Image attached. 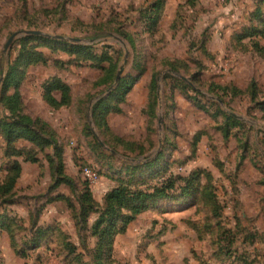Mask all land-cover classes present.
Masks as SVG:
<instances>
[{
	"label": "rangeland",
	"instance_id": "rangeland-1",
	"mask_svg": "<svg viewBox=\"0 0 264 264\" xmlns=\"http://www.w3.org/2000/svg\"><path fill=\"white\" fill-rule=\"evenodd\" d=\"M29 30L41 34L5 48ZM10 66L47 141L34 134L9 147L0 132V183L13 160L21 164L13 196L0 203V264H65L60 235L27 246V257L15 253L9 233L21 244L34 221L56 225L84 252L80 217L46 200L81 188L51 189L58 155L98 205L120 180L148 193L174 184L114 236L120 264H264V0H0V98L15 89L6 88ZM109 68L113 80L100 85ZM54 79L69 88L59 107L43 98ZM17 149L25 154L8 155Z\"/></svg>",
	"mask_w": 264,
	"mask_h": 264
},
{
	"label": "trees",
	"instance_id": "trees-1",
	"mask_svg": "<svg viewBox=\"0 0 264 264\" xmlns=\"http://www.w3.org/2000/svg\"><path fill=\"white\" fill-rule=\"evenodd\" d=\"M156 7L157 3H155V8ZM81 48L86 49L91 47L82 46ZM88 54L90 53L88 52ZM38 56L41 58V53L38 54ZM100 58L101 59L99 61H105L110 57L102 56ZM18 70L19 69L15 68V66H10L6 75V88L13 87L15 89L12 93L3 95L0 98V104L3 107V110L6 112V114L0 118V132L5 138L9 147L16 137H29L31 139L34 138V134L36 135V138H39L43 142L47 141V138L41 135V132L44 133V131L38 127L39 133H37L35 128L33 129L32 127H36L37 123H41V120L34 117L32 118L24 112L22 98L17 90V86L20 84ZM113 78V68L104 70L103 77L99 81V84L108 85L113 80ZM53 90L59 91L60 97H55L52 93ZM68 92L69 88L67 85L63 84L58 79H54L44 88L43 98L51 106L59 107L69 102L67 96ZM56 144L53 147V150L55 154H59L60 147L58 144ZM12 154L14 156H22L25 154V152L17 149L11 153H8V155ZM24 160L39 162L38 157L29 154H27V157H25ZM56 164H58V166L56 169V175L52 181L53 185L51 186V189L56 190L60 184H66L71 190L77 189V183L79 184V187L81 186V188L75 190L76 193L73 195V197L59 192L55 195H49L46 200L47 202L61 200L66 203V207L68 211H70L72 218L80 217V220L76 221L75 224L77 227V233H84L83 235H80L79 239L84 252L78 250L77 245L70 241V238L67 234H62L59 230L56 232V225L39 226L34 221L30 227L31 235L21 244H16L13 235L10 234L11 232L9 233L11 239L10 245L12 246L15 253L17 255L19 254L20 257H27L26 249L28 247L36 248L41 246V243L47 244L50 241L55 242L59 240L57 236L60 235L62 236L61 249L64 251L63 259L65 264H120L112 256V244L114 236L119 233H123L127 223L134 217V215L145 209L144 204H142L145 199L154 197V195L162 198L166 197L168 195L166 190L174 187L173 183H162L160 187H155L152 193H148L141 191L140 189L133 191L126 183H124V181L122 182V180H120V184L110 189V191L105 194L102 204L98 205V203L92 198L89 182L87 180L77 182L71 177L66 176L65 173H63V164L61 162V158L59 160V155ZM5 170L6 175L3 181L0 183V203L9 201L13 196L17 181L20 177L21 164L19 161L13 160ZM124 208L131 211L129 216H126L123 213ZM42 209L43 206L37 208L33 218H39ZM92 213L97 214L96 219L89 227H87L88 216ZM119 223L122 224L120 228L118 227ZM4 227L6 230L9 229V225H4ZM88 237H91L95 241V244L92 248H89L86 245V240ZM232 242L233 240H231V243Z\"/></svg>",
	"mask_w": 264,
	"mask_h": 264
},
{
	"label": "water",
	"instance_id": "water-1",
	"mask_svg": "<svg viewBox=\"0 0 264 264\" xmlns=\"http://www.w3.org/2000/svg\"><path fill=\"white\" fill-rule=\"evenodd\" d=\"M23 34H27V35H40L41 32L40 31H33V30H29V31H19V32H15L13 33L10 38L7 40V43L5 45V48L10 44V42L13 40V38L15 36H19V35H23ZM126 61V59L124 60V62ZM123 71V66H121L118 71H117V74H116V78H115V83L117 82V80L119 79L121 73ZM184 79V78H183Z\"/></svg>",
	"mask_w": 264,
	"mask_h": 264
},
{
	"label": "crops",
	"instance_id": "crops-1",
	"mask_svg": "<svg viewBox=\"0 0 264 264\" xmlns=\"http://www.w3.org/2000/svg\"><path fill=\"white\" fill-rule=\"evenodd\" d=\"M57 193H59V192H54L53 193V195H55V194H57ZM60 193H62V194H66V192H64V191H61ZM67 195V194H66ZM66 212H67V210H66ZM96 219V217H93L92 219H91V221H88V227L92 224V222L94 221ZM87 239H90V240H86L87 241V243H86V245H87V247H89V248H92L93 246H94V240L92 239V238H90V237H88ZM83 243V242H82ZM7 245H9L8 243H4V244H2V246H3V248H5ZM80 245H82V244H80ZM10 246V245H9Z\"/></svg>",
	"mask_w": 264,
	"mask_h": 264
},
{
	"label": "built area",
	"instance_id": "built-area-1",
	"mask_svg": "<svg viewBox=\"0 0 264 264\" xmlns=\"http://www.w3.org/2000/svg\"><path fill=\"white\" fill-rule=\"evenodd\" d=\"M84 172H86L88 175L91 173L89 169H84Z\"/></svg>",
	"mask_w": 264,
	"mask_h": 264
}]
</instances>
